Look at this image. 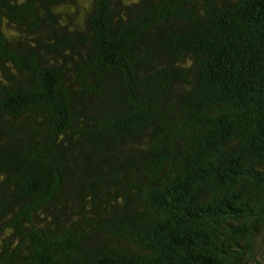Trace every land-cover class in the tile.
<instances>
[{
  "label": "trees",
  "instance_id": "trees-1",
  "mask_svg": "<svg viewBox=\"0 0 264 264\" xmlns=\"http://www.w3.org/2000/svg\"><path fill=\"white\" fill-rule=\"evenodd\" d=\"M264 0H0V264H254Z\"/></svg>",
  "mask_w": 264,
  "mask_h": 264
},
{
  "label": "rangeland",
  "instance_id": "rangeland-1",
  "mask_svg": "<svg viewBox=\"0 0 264 264\" xmlns=\"http://www.w3.org/2000/svg\"><path fill=\"white\" fill-rule=\"evenodd\" d=\"M260 234L261 232L254 237L255 238L253 245L254 257H255V259L253 260L254 264H264V246L260 242Z\"/></svg>",
  "mask_w": 264,
  "mask_h": 264
}]
</instances>
